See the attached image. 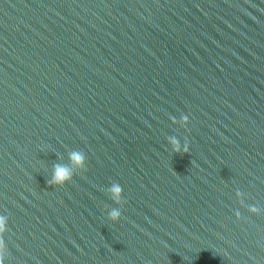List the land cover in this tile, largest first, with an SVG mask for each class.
Wrapping results in <instances>:
<instances>
[{"label": "water", "instance_id": "1", "mask_svg": "<svg viewBox=\"0 0 264 264\" xmlns=\"http://www.w3.org/2000/svg\"><path fill=\"white\" fill-rule=\"evenodd\" d=\"M0 264H264V0H0Z\"/></svg>", "mask_w": 264, "mask_h": 264}]
</instances>
